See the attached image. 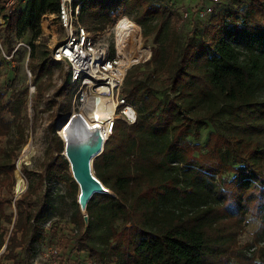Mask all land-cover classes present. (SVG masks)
I'll return each mask as SVG.
<instances>
[{
  "label": "trees",
  "instance_id": "1",
  "mask_svg": "<svg viewBox=\"0 0 264 264\" xmlns=\"http://www.w3.org/2000/svg\"><path fill=\"white\" fill-rule=\"evenodd\" d=\"M59 3L28 1L24 25L33 27L46 11L57 13ZM91 8L89 22L95 27L112 23L111 13L120 9L133 15L143 36H153L154 46L152 57L126 74L122 92L139 104L137 121L128 127L121 152L106 155L103 165H96L99 179L112 194L93 196L87 215L89 210L96 215L74 248L88 251L92 264H264V0L214 13L201 38L190 37L181 53L176 50L179 21L166 5L152 0H85L82 19ZM141 68L153 69L164 84L151 73L135 75ZM2 98L0 92V104ZM25 104L26 97L17 93L7 103L13 123ZM208 123L214 128L206 152L197 155L200 145L188 138H199ZM125 126V121H116L97 157L107 144L121 143ZM51 131L54 167L65 163L73 177L54 123ZM8 134L0 125V251L5 246L0 260L16 261L18 250L40 230L43 203L29 181L17 200L16 214H6L9 202L1 190L10 182L8 168L12 173L16 169L10 151L1 145ZM31 174L26 167L28 180ZM124 202L141 220L115 234L111 222L117 205ZM248 214L258 217L261 225L252 242L240 244ZM2 220L14 223L7 239Z\"/></svg>",
  "mask_w": 264,
  "mask_h": 264
},
{
  "label": "rangeland",
  "instance_id": "2",
  "mask_svg": "<svg viewBox=\"0 0 264 264\" xmlns=\"http://www.w3.org/2000/svg\"><path fill=\"white\" fill-rule=\"evenodd\" d=\"M152 1L162 3L163 6L166 5L178 19L179 27L176 40L178 53H181L183 44L190 37L198 35L201 38L210 18L207 21L200 20L197 11L209 4L210 0ZM251 1L222 0V3L215 8L214 13H218L222 8H233L238 4L243 6ZM27 3L25 1L19 3L12 13L0 6V14L8 15L5 24L0 28V92L3 95L0 104V125L9 131L8 136L2 137L1 145L10 151L16 166L13 173L8 168L5 175H11L10 182L6 183L1 193L4 199L9 202L5 205L6 214L15 215L17 200L26 192L30 181L36 189V199L43 205L37 221L40 230L31 243L29 242L24 249L18 250L16 261L1 259L0 264H92L88 251H80L79 248L75 249L74 247L78 240H83L92 214L95 213L89 210L88 215L87 211L84 213L85 216L83 215L78 203L79 186L70 174L67 165L61 163L54 167L53 163L55 145L51 125L54 123L57 133V123L71 110L77 90L76 86L74 88L70 87L69 83L66 84L68 72L64 65L52 63L50 58L51 49L65 37V31L59 26L57 13L50 11L42 14L39 21L32 25L33 27H26L22 14ZM93 13L94 9L91 8L83 19L81 14V22L93 34L100 32L101 35L113 40L116 35L115 24L122 15L126 14L124 10L112 12L113 22L101 27H95L89 22ZM196 39L198 38L196 37ZM142 44L141 48L150 50L151 58L154 46L153 36L149 38L142 36ZM123 53L126 57V52ZM111 54L116 56L114 48H111ZM143 61L145 59L137 64H142ZM152 72L153 69L145 68L134 71L135 75L139 76H147L151 73L150 76L163 85V78L154 76ZM164 92L161 93L162 96ZM15 93L20 94L21 97L25 96L26 104L22 108L21 117L13 123L14 116L5 107L13 99ZM261 94L264 96V87L261 89ZM120 97H125L122 91ZM77 101L79 102V98ZM131 103L137 114V105L139 104ZM78 106H81V102L78 103ZM118 114L121 116L120 113ZM213 128V124L208 123L201 130L199 138H188L200 145L201 148L196 152L197 155L206 152L205 146ZM127 130L128 127H124L121 132V143L118 146L107 144L105 153L94 159L93 168L97 177L96 165H103L106 155L111 153L118 155L121 152ZM28 144L33 147L29 163L24 160V150ZM26 167L32 173L29 180L25 176ZM17 171L26 181V188L19 194L15 191ZM117 194L123 195L121 191ZM15 219L14 216L13 222ZM96 220L98 221V218ZM140 220V213L128 207L124 202L116 207V216L111 222V229L117 234L124 226L138 224ZM13 224L2 220V231L6 239L12 232ZM260 225L261 220L258 217L248 214L244 231L238 236L239 243L252 242ZM260 245L262 246L264 243H260ZM233 264L239 263L233 260Z\"/></svg>",
  "mask_w": 264,
  "mask_h": 264
},
{
  "label": "built area",
  "instance_id": "3",
  "mask_svg": "<svg viewBox=\"0 0 264 264\" xmlns=\"http://www.w3.org/2000/svg\"><path fill=\"white\" fill-rule=\"evenodd\" d=\"M30 0H0V6L12 13L17 5ZM85 0H60L57 19L61 29L65 31V37L51 49L50 58L54 63H61L68 72L70 87L76 86L74 100L71 109L80 111L90 95H99L101 88L107 87L108 96H115L117 107L116 113L124 118L127 109L133 111L134 119L125 120V127L133 125L137 121L134 105L125 97H120L125 77L128 70L136 65H131L124 73L119 70L122 58L117 54L118 29L130 27L131 37L138 38L139 46L142 47V27L133 15H122L115 24V38L101 35L100 32L93 34L86 25L81 22V6ZM222 0H210L209 4L197 11V16L202 21H207L214 13L215 8ZM8 15L0 14V28L5 24ZM122 42V41H121ZM128 41L124 43L127 45ZM123 43V44H124ZM122 45V43H120ZM124 45V46H125ZM111 48L116 50V56L111 54ZM146 59L144 62L148 61ZM78 87V88H77ZM75 88V87H74ZM81 102V106H78ZM112 129V127H111Z\"/></svg>",
  "mask_w": 264,
  "mask_h": 264
},
{
  "label": "bare ground",
  "instance_id": "4",
  "mask_svg": "<svg viewBox=\"0 0 264 264\" xmlns=\"http://www.w3.org/2000/svg\"><path fill=\"white\" fill-rule=\"evenodd\" d=\"M117 39V54L118 56L123 57L119 66L121 72L124 73V71L131 65L150 57V50L141 48V46H139L138 38L132 39L130 27H121L120 25ZM126 40L128 41L127 45L124 43ZM120 43H122V45H120ZM123 52H126V57ZM108 91L107 87L101 88L98 92L99 95L92 94L88 97L87 102L81 107L80 111L71 109L57 123V133L64 142V150L61 155H63L70 164L73 177L79 186V194L81 192L80 184L75 176V159L77 156V150L82 148L92 152L90 166L92 167L91 171L94 172V159L103 152L107 139L113 133L116 121H125L124 118L126 120L134 119L133 111L130 108L126 111V117L128 119L126 117L123 118L116 113L117 102L115 96H108L106 94ZM81 138L84 139L82 142ZM32 154L33 147L28 144L24 150V160L29 163ZM15 188L17 193H21L26 188V181L19 171L16 172ZM98 193L112 194V191L106 187L95 194ZM88 204L85 207H81L83 214L86 213Z\"/></svg>",
  "mask_w": 264,
  "mask_h": 264
},
{
  "label": "water",
  "instance_id": "5",
  "mask_svg": "<svg viewBox=\"0 0 264 264\" xmlns=\"http://www.w3.org/2000/svg\"><path fill=\"white\" fill-rule=\"evenodd\" d=\"M84 140L81 138V142ZM80 142V139H79ZM92 152L87 149H78L75 159V176L80 184L79 205L85 207L91 197L106 188L104 183L92 172L90 157ZM16 191V188H15ZM17 193V192H16ZM19 194V193H17Z\"/></svg>",
  "mask_w": 264,
  "mask_h": 264
},
{
  "label": "crops",
  "instance_id": "6",
  "mask_svg": "<svg viewBox=\"0 0 264 264\" xmlns=\"http://www.w3.org/2000/svg\"><path fill=\"white\" fill-rule=\"evenodd\" d=\"M4 249H5V246H4ZM2 250H3V249H2ZM2 250H1V251H2ZM1 251H0V252H1ZM3 252H4V251H2V253H3ZM2 253H1V254H2ZM1 254H0V255H1Z\"/></svg>",
  "mask_w": 264,
  "mask_h": 264
}]
</instances>
